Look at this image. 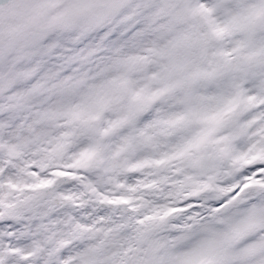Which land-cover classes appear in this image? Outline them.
Instances as JSON below:
<instances>
[{"label": "snow or ice", "instance_id": "1", "mask_svg": "<svg viewBox=\"0 0 264 264\" xmlns=\"http://www.w3.org/2000/svg\"><path fill=\"white\" fill-rule=\"evenodd\" d=\"M0 264H264V0H0Z\"/></svg>", "mask_w": 264, "mask_h": 264}]
</instances>
